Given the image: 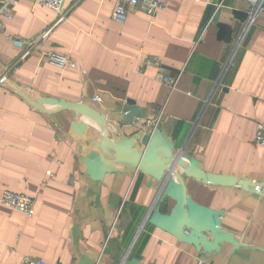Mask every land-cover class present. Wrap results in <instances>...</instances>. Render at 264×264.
I'll list each match as a JSON object with an SVG mask.
<instances>
[{"label":"crops","instance_id":"crops-1","mask_svg":"<svg viewBox=\"0 0 264 264\" xmlns=\"http://www.w3.org/2000/svg\"><path fill=\"white\" fill-rule=\"evenodd\" d=\"M116 1L63 0L60 16L18 0L2 18L7 35L42 37L28 48L0 38V197L35 200L31 217L0 202V264H264V195L232 184L264 177V12L164 0L151 22L138 8L118 22ZM154 57L172 88L153 65L137 72ZM141 113L159 120L151 138L128 126ZM195 208L204 223L222 210L238 244L203 253L180 240Z\"/></svg>","mask_w":264,"mask_h":264},{"label":"built area","instance_id":"built-area-1","mask_svg":"<svg viewBox=\"0 0 264 264\" xmlns=\"http://www.w3.org/2000/svg\"><path fill=\"white\" fill-rule=\"evenodd\" d=\"M18 0H0V38L3 37L5 40L10 41L15 46L20 48H28L34 45L39 39L41 40L42 36L38 38H18L12 35H7L4 32V24L2 18L12 19L14 15V5ZM253 9L254 12H264V0H245ZM35 3H41L45 6L54 9L56 12L63 16L65 13L62 11L63 0H34ZM166 7V2L164 0H117L114 4V7L111 12V17L113 20L118 22H123L126 17L131 13L132 9H140L146 15L147 20L150 22L154 20L156 14L160 10H164ZM42 58L48 64L57 67L63 68L67 64H70V60L67 56L55 53V52H46L42 54ZM145 65H153L157 67V75L156 79L164 84H167L171 88L175 85L177 77L170 76L165 73L163 65L160 63L157 57L147 58L139 62L137 72H142V68ZM99 96L96 95L93 100H98ZM159 124V120L157 117L150 118L145 113H141L133 118V121L128 124V126L134 127L137 132H141L144 135H152L154 130L157 129V125ZM110 132L113 135H116L120 139L124 137H129L127 134H120L114 128L110 129ZM135 133V132H134ZM254 142L258 145L264 147V123H259L256 125V132L254 135ZM246 180L249 184L248 187L252 192L262 195V191L264 189V177L257 181H249ZM237 186L242 187L239 184H235ZM0 202L4 205L13 207L21 212H23L26 216L31 217L34 214V205L35 200L29 195L23 193H16L12 191H4L0 197ZM187 229L185 232L188 233ZM220 230L224 231L221 228ZM227 232V231H224ZM206 237L211 240L213 239V235L209 231L203 232ZM229 233V232H228ZM209 235L211 238H209ZM194 245V244H193ZM198 250V249H197ZM203 253L202 249H200ZM22 264H46L41 259L30 258L24 256L22 259ZM196 264H212L204 255H200L196 259Z\"/></svg>","mask_w":264,"mask_h":264},{"label":"water","instance_id":"water-1","mask_svg":"<svg viewBox=\"0 0 264 264\" xmlns=\"http://www.w3.org/2000/svg\"><path fill=\"white\" fill-rule=\"evenodd\" d=\"M60 105L63 107L67 106V104L64 102L63 103L61 102ZM132 121H133V119L129 122V124ZM158 127H159V124L157 125V129H158ZM156 130H154L152 135H145V138H151L154 135V133L156 132ZM127 139H128V137H124L121 140H127ZM176 161H178L177 158H175L174 162H176ZM167 177H166V180H167ZM200 177L202 178V180L205 183L212 182L213 178H214V176L212 174H209L206 172H202ZM232 179H233L232 180L233 185L239 184L243 188L248 189L247 187H248L249 183L246 180L238 179L236 177H233ZM262 193L264 195V189H263ZM207 211L208 210H205L204 208H195V211L192 215L191 220L186 221V222H182L180 224V226L177 230V236L179 237V239L194 244V246L198 250L202 249L204 252H209L212 250H218L220 244L223 241H229V242H232V243L237 245L238 242H236L233 235H231L228 232H224V231L220 230L221 216L223 215V211L222 210L209 211L214 220L211 223H204V222H202V217H203L204 213ZM187 229H189L188 233L185 232ZM205 231H209L213 235V239L209 240L206 237V235L203 233Z\"/></svg>","mask_w":264,"mask_h":264}]
</instances>
